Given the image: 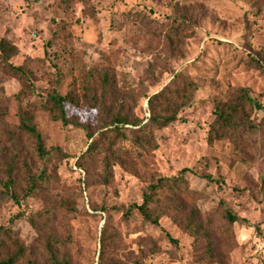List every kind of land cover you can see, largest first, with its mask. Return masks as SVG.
Wrapping results in <instances>:
<instances>
[{"label": "rangeland", "instance_id": "1", "mask_svg": "<svg viewBox=\"0 0 264 264\" xmlns=\"http://www.w3.org/2000/svg\"><path fill=\"white\" fill-rule=\"evenodd\" d=\"M2 38L15 47L10 62L33 77L26 86L0 77L8 131L0 132L1 181L11 145L19 149V197L8 198L0 186V225L28 248L19 264L46 260L36 228L42 223L68 264H264V112L246 107L250 128L236 140L206 139L213 107L240 89L264 109V0H0ZM105 74L111 93L103 94ZM164 89L169 107L160 100L152 107L177 118L154 129L148 99ZM51 93L72 101L64 103L65 125ZM19 108L30 113L45 150L55 148L48 159L37 158L33 140L14 130ZM115 118L137 126H115ZM183 168L192 173L180 175ZM41 170L48 179L22 199L27 173ZM173 177L188 193L172 197L181 205L178 217L196 211L212 255L205 239L171 215L157 225L135 211L122 215L156 179ZM167 197L160 192L161 205ZM224 209L237 222L229 226Z\"/></svg>", "mask_w": 264, "mask_h": 264}, {"label": "trees", "instance_id": "2", "mask_svg": "<svg viewBox=\"0 0 264 264\" xmlns=\"http://www.w3.org/2000/svg\"><path fill=\"white\" fill-rule=\"evenodd\" d=\"M178 26V21L173 23V25L171 26V28H173V30L171 29V33L175 32ZM14 55L15 47L10 44L8 40L2 38L0 40V77L3 78V76H9L11 78L17 79L25 86L29 85L30 80L33 79L32 73L28 69L24 68V66L13 65L10 60ZM101 81L103 83V94L111 93V89L107 88L108 76L106 74L103 75ZM165 91V89L161 90L148 99V104L151 109V116L148 121L149 125H151L154 129L166 127L167 125L176 121L177 118L175 112H170L161 115V113H156L154 107H152L154 102L157 100H160V102L163 101V103L167 107H169L168 105L170 104V96L168 95L164 97ZM48 100L54 110L58 113V120L63 125L67 124L64 111V103L67 101H72L68 97H62L56 93H51L48 97ZM246 107H254L257 110H261L264 112V109L261 108L259 104H257L253 99L249 97L246 89H240L237 97L230 103L215 105L212 111L213 121L207 132V143L212 144L214 141H217L222 138L236 140L238 139L241 130L250 128L249 125L245 124ZM3 117V110L1 109L0 104V132L7 133L8 131L3 127ZM16 120L17 123L14 127L16 133L18 135H26L33 140L34 154L37 158L43 161L48 159L49 155L55 151V148L51 150H45L42 135L36 131L34 125L32 124V118L28 110L19 108L16 113ZM113 124L115 126H124L128 124L132 126H137L135 122H130L128 120L119 118H115L113 120ZM98 136V138H100L101 134H99ZM98 138L95 141L90 142L86 150L87 153L96 148ZM11 143H15V140H12ZM11 148L14 150V152L10 154L8 161L3 164L5 179L4 181H1L0 179V186L3 188V195H6L12 200H17L19 195L17 193L18 185H16V182H18V180H16L14 171L16 161L19 158V149L12 145ZM5 152L6 149H3L2 154L0 155V160H2L5 156ZM106 166L107 163H105L104 167V178H106L105 183L107 182L108 172ZM184 173H192V170L183 168L180 171V175ZM203 178L207 182L217 183V181H213L209 176H203ZM47 179L48 177L45 175L44 170L39 171V173L35 175L27 173L25 188L22 190L20 189V195L22 196V199L33 196L34 193L39 190L38 183L44 182ZM182 183V178L180 177L156 179V181L148 185L146 190L143 192L141 197V203L138 205H130L126 210L122 212V215L127 216L131 212L135 211L144 222L152 225H157L159 219L162 216L171 215L173 218H177V221L179 223H183L184 228L189 231L193 236H196V238H199L200 240L205 239V254L212 255L211 234L208 230L205 229V227L200 222L197 221L196 211H191L190 214L186 218H184V221H181L180 217H178L179 211H181V205H175L174 201L172 200V197L174 198L177 192H179L180 196H185L183 198H188V193L186 192V189L184 188L185 192L179 189ZM4 188L6 190H4ZM162 191L167 192V196L169 197L166 198L167 203L161 205L159 201V194ZM223 218L229 226H231L234 222H237L238 220L237 217L227 209H224ZM45 227V223H42L36 228L38 231V241L42 245L46 260L40 263L33 262L32 264H68L67 253L62 252L61 254H59L57 249V246H60L61 242L58 241L57 238H55L53 232L50 229L45 230ZM166 238L169 242L173 244L176 243V241L172 239L169 235H166ZM27 251L28 248L18 242L15 233L11 230L9 226L0 225V264H19L22 260H24Z\"/></svg>", "mask_w": 264, "mask_h": 264}]
</instances>
